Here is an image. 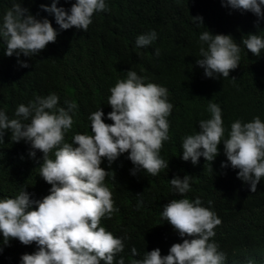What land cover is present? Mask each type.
<instances>
[{
  "label": "trees",
  "instance_id": "trees-1",
  "mask_svg": "<svg viewBox=\"0 0 264 264\" xmlns=\"http://www.w3.org/2000/svg\"><path fill=\"white\" fill-rule=\"evenodd\" d=\"M52 2L0 0V22L14 3H20L37 19H48L57 31L54 43L30 57L15 53L6 56L0 43V111L10 119L17 118L19 105L28 106L37 96L56 94L58 106L67 108L65 101L77 105L70 113L73 126L65 133V142H71L76 133L92 134L89 116L99 109L104 112V122L112 123L107 119L111 111L109 89L117 80L126 79L129 70L144 77L145 83L166 88L167 100L173 106L167 117L169 139L160 150L168 169L156 176L145 170L132 175L134 165L127 159L128 153L110 165L102 158L101 167L115 174L114 180L110 174L104 183L117 211L110 219L103 217L100 226L124 243L116 259L123 257L125 264H130L157 248L162 256L167 255L171 245L182 242V238L163 220V206L172 199L191 202L199 198L202 206L221 220L209 242L216 243L218 251L225 254L224 264H264V177L251 192L250 186L237 178L238 169L227 161L223 143L211 162L200 157L193 165L181 159L184 137L199 131L200 120L211 118L209 101L221 108L224 139L236 120L246 123L259 116L264 122V49L260 56H254L241 42L250 33L264 38V18L257 23L253 13L222 6L221 0H105L107 11L95 12L87 31L61 30L54 15L41 8L50 7ZM74 2L58 0L56 6L67 11ZM261 8L264 12V5ZM196 16L202 17L203 27L192 22L191 17ZM205 30L230 35L240 44L239 66L228 78L205 77L204 70L196 65L200 48L206 47L199 39ZM150 31L156 32V40L137 47V36ZM20 62L29 67H21ZM31 151L35 157L29 155ZM0 153V199L15 198L24 188L32 200L49 194L51 186L39 176L43 155L39 150L24 140L12 142L6 131ZM49 155L54 158L53 153ZM222 163L227 167H221ZM184 175L192 176L190 191L180 194L169 181ZM0 249V264H21L23 254L38 250L35 243L23 245L17 239L4 244L2 234Z\"/></svg>",
  "mask_w": 264,
  "mask_h": 264
},
{
  "label": "clouds",
  "instance_id": "clouds-1",
  "mask_svg": "<svg viewBox=\"0 0 264 264\" xmlns=\"http://www.w3.org/2000/svg\"><path fill=\"white\" fill-rule=\"evenodd\" d=\"M57 3L58 0H53L50 7L41 5V8L54 15L61 30L87 31L93 14L107 11L105 0H75L67 11L57 7ZM221 4L253 13L257 23L264 18L261 8L264 0H221ZM191 20L197 27H203L202 17ZM56 36L57 31L48 19H37L20 3H14L0 22V43L9 57L14 53L17 57L38 54L54 43ZM156 38V32L150 31L138 35L135 43L144 47ZM199 39L206 47L200 48L201 58L196 60V65L204 70V76L228 78L230 71L239 66L240 44L230 35H213L207 30ZM241 42L254 56H260L264 49V38L257 34H247ZM155 55H159V49ZM20 66L29 67L25 62H20ZM109 92L107 104L111 111L107 119L112 123L104 122V112L99 109L89 116L92 134L76 133L71 142H65V133L73 126L70 113L77 105L65 101L67 108L58 106L56 94L37 96L28 106L19 105L17 118L10 119L0 111V144H4L5 132L9 131L12 142L24 140L33 150H39L43 154L39 176L51 186L49 194L40 200L30 199L25 188L15 198L0 199L3 243L17 239L23 245L35 243L38 249L23 254L21 264H100L101 261L125 264L123 257L116 259L124 250L122 239L100 226L103 217L110 219L117 211L112 193L104 183L110 174L114 180L115 174L101 167L102 158L110 165L128 153L127 159L134 165L132 175L145 170L156 176L162 169H168V161L160 157V150L169 139L167 117L173 106L167 100L166 88L145 83V78L132 70L127 71L126 79L117 80ZM207 110L211 118L200 120L199 131L184 137L181 159L190 160L193 165L200 157L211 162L219 154L218 145L223 143L227 161L233 169H238L237 178L255 192L264 177V122L259 116L246 123L236 120L224 139L220 106L209 101ZM29 155L35 157V151ZM221 167L227 165L222 163ZM191 179L190 175L182 179L174 176L169 182L178 193L185 194L190 191ZM160 214L182 242L172 244L167 255L162 256L157 248L145 252L141 259H132L130 264H224L225 254L218 251L216 243L209 242L221 220L215 212L203 207L199 198L191 202L187 198L172 199ZM131 253L137 256L135 248Z\"/></svg>",
  "mask_w": 264,
  "mask_h": 264
}]
</instances>
